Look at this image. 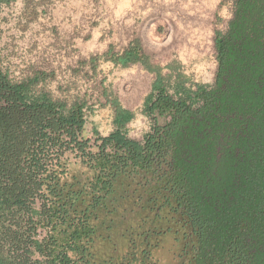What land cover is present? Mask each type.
I'll return each instance as SVG.
<instances>
[{
    "label": "trees",
    "instance_id": "trees-1",
    "mask_svg": "<svg viewBox=\"0 0 264 264\" xmlns=\"http://www.w3.org/2000/svg\"><path fill=\"white\" fill-rule=\"evenodd\" d=\"M215 31L212 83L193 82L174 62H152L139 39L79 61L142 64L155 73L145 108L170 115L144 142L128 135L135 112L101 84L113 130L85 135L90 94L49 90L55 74L12 77L0 63V264H92L98 219L117 187L173 145L170 195L187 203L209 264H264V0H234ZM10 0H0V6Z\"/></svg>",
    "mask_w": 264,
    "mask_h": 264
},
{
    "label": "rangeland",
    "instance_id": "rangeland-1",
    "mask_svg": "<svg viewBox=\"0 0 264 264\" xmlns=\"http://www.w3.org/2000/svg\"><path fill=\"white\" fill-rule=\"evenodd\" d=\"M234 6V0H10L0 6V63L12 77H22L33 67L53 71L55 78L48 88L56 95H63L59 86H70L75 94L88 92L94 104L93 113L87 115L88 137H95L94 131L107 135L114 128L111 106L102 105L104 82L124 107L135 112L127 125L128 135L143 140L166 122L165 116L145 108L155 73L140 63L120 67L104 60L96 73L89 66L75 72L79 61L103 54L110 45L120 50L139 39L153 63L165 68L174 62L193 82L212 83L217 68L215 31L227 29ZM148 215L144 210L137 217L142 220ZM106 217V224H111L110 216ZM157 224L166 231L150 239L159 244L153 248L154 262L177 264L181 232L170 218ZM133 240L140 241L133 229L121 232L100 224L92 264H108L114 254L117 261L135 254Z\"/></svg>",
    "mask_w": 264,
    "mask_h": 264
},
{
    "label": "flooded vegetation",
    "instance_id": "flooded-vegetation-1",
    "mask_svg": "<svg viewBox=\"0 0 264 264\" xmlns=\"http://www.w3.org/2000/svg\"><path fill=\"white\" fill-rule=\"evenodd\" d=\"M158 114L166 117L163 125L159 128L158 142L167 125L170 115L153 111L151 114ZM87 125V124H86ZM150 133V134H151ZM95 134V131H94ZM86 135V128H85ZM95 137H89L95 139ZM108 135V134H107ZM103 136V135H102ZM106 136V135H104ZM88 137V136H87ZM144 142V139L142 140ZM151 160L146 163L142 169H137L131 175H126V182L121 181L117 191L112 198V205L99 215L98 224H102L106 229H119L121 232L133 229L140 238L139 243L133 240L132 252L118 260V254L112 255L108 264H156L153 258V248L159 244L151 242V238L159 236L166 230L157 224L163 218H170L178 226L177 232H181L182 248L177 264H209L208 250L203 251L198 240L196 229L193 227V221L188 218L189 210L184 199H177L170 195L173 184L174 173L176 172L175 159L173 154V145H169L162 150H156ZM123 190V193L119 191ZM162 209L166 210V215L161 214ZM149 211L147 217L139 220L137 217L141 211ZM104 213V214H103ZM128 213L126 219L122 216ZM104 215V216H102ZM107 215L110 216L111 224H106ZM102 216V218H100ZM140 221H143L140 223ZM147 224L148 227H144ZM99 227V226H98Z\"/></svg>",
    "mask_w": 264,
    "mask_h": 264
}]
</instances>
